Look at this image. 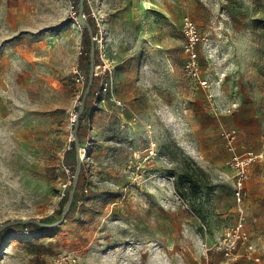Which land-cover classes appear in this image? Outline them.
Segmentation results:
<instances>
[{"label": "rangeland", "instance_id": "obj_1", "mask_svg": "<svg viewBox=\"0 0 264 264\" xmlns=\"http://www.w3.org/2000/svg\"><path fill=\"white\" fill-rule=\"evenodd\" d=\"M76 5L0 0V227L57 222L10 232L0 264H58L67 254L78 264H251L204 245L238 222L222 133L264 150V0H84L90 36ZM186 18L198 30V75L186 69ZM81 45L97 49L93 68L105 58L114 70L87 99L86 197L62 219L55 212L67 205V165L77 160L65 154L86 86L72 71ZM261 226L252 241L264 260Z\"/></svg>", "mask_w": 264, "mask_h": 264}, {"label": "built area", "instance_id": "obj_2", "mask_svg": "<svg viewBox=\"0 0 264 264\" xmlns=\"http://www.w3.org/2000/svg\"><path fill=\"white\" fill-rule=\"evenodd\" d=\"M185 29L189 37V45L187 52L189 53L190 61L188 62L186 69L190 70L192 74L198 75L200 68L197 61V54L194 49V45L198 40V30L195 23L190 19H185ZM80 56H86L88 51H86V45H81ZM114 67L110 59L102 58L98 66L93 68V74L96 79L102 77V75L112 73ZM74 80L78 85H84L87 80V74L84 72L83 67L80 63L75 65L73 68ZM202 85L207 86L206 82H202ZM100 91L108 90V84H102ZM105 102V98L100 100ZM118 105L123 107L121 102ZM238 108V104H232L229 109V113H234ZM78 113H74L72 116V125L77 120ZM224 143L228 152L227 166L229 170L234 175L233 189H234V200L236 206L233 208V215L238 218V222L216 242L211 248L207 244L204 245L205 251L214 252L220 254L226 261H236L239 258H244L247 261L262 264L263 258L259 254V247L252 241V234L248 228L247 223L253 224L255 220L250 213L249 215H239L236 216L235 211H247L245 209H239L245 204V201L249 197V192L247 190V183L251 178V168L252 166L263 158V153H257L254 150L247 149L244 152L239 151L238 140L239 134L236 130H229L222 133ZM72 138L74 140V131L72 133ZM72 143V141L70 142ZM70 149V145L69 148ZM151 154H154V150H151ZM78 158L81 162L85 161L88 156V147H79L77 150ZM67 171L70 173V168L67 167ZM71 180L75 176L71 175ZM58 264H78V259L72 254H67L61 256L58 259ZM208 264H220L216 261H210Z\"/></svg>", "mask_w": 264, "mask_h": 264}, {"label": "trees", "instance_id": "obj_3", "mask_svg": "<svg viewBox=\"0 0 264 264\" xmlns=\"http://www.w3.org/2000/svg\"><path fill=\"white\" fill-rule=\"evenodd\" d=\"M80 4L81 0H78V5H76L78 14L80 12ZM76 6H73L76 8ZM87 31V35H91L93 28L91 24L87 22V25L84 27ZM88 59V65L90 72L88 73L87 80H86V86L85 91L82 97V107L83 110L81 111V108L77 112V120L74 123V140L72 141L70 145V149L66 151L65 159L67 161L69 160V156L75 154L77 160L75 162H72L71 164H68V168H70V171L75 176L72 181L71 187L67 190V193L65 194V200H66V207L60 211L55 212V216H60V218L68 219L71 218L72 215L75 212V207L78 201L83 200L86 197V175L85 170L82 162L79 160L77 155V150L79 147H84L85 145V137L83 133H80V128H83V130L87 129L88 127V115H89V104L87 103V99L89 96L93 97L95 95V92L98 87V79L94 76L92 81L90 80V73L92 70V67L94 66L96 59H97V49L93 52V47L90 48L88 51V54L86 56H80L79 62H81L82 65L85 66V59ZM100 61V60H99ZM83 66V67H84ZM89 88V90H88ZM54 217V216H53ZM57 222L50 223L49 220H17V221H10L0 227V244L1 242L11 233L18 232L19 230L22 232H30V233H41L45 232L54 225Z\"/></svg>", "mask_w": 264, "mask_h": 264}, {"label": "crops", "instance_id": "obj_4", "mask_svg": "<svg viewBox=\"0 0 264 264\" xmlns=\"http://www.w3.org/2000/svg\"><path fill=\"white\" fill-rule=\"evenodd\" d=\"M259 121L260 120H256L255 123L256 124L260 123ZM261 128L264 134V123L261 124ZM261 138H262V141L264 142V136H262ZM238 147H239L240 152H244L247 149L254 150L253 148H247L246 145H238ZM254 151L260 154L262 153L264 154V150L261 151L260 148H257V150H254ZM263 160H264V155H263V158L259 160L258 162H261ZM253 166L251 168V178L247 183V190L249 192V197L244 205H245V209L252 214L255 220V224L254 223L253 224L257 225L258 223H261L262 226L260 228L262 229V232L264 233V195L260 196V192L261 191L264 192V164L258 165L256 167L254 164ZM260 186L262 188H260ZM250 207L253 211L250 209ZM254 225H251V226L248 225L249 230L250 229L252 230L253 237L256 236L255 231L253 230L255 229ZM259 254L261 256L263 255V251L260 248H259ZM247 262L251 264H256L250 261H247ZM262 264H264V260Z\"/></svg>", "mask_w": 264, "mask_h": 264}, {"label": "water", "instance_id": "obj_5", "mask_svg": "<svg viewBox=\"0 0 264 264\" xmlns=\"http://www.w3.org/2000/svg\"><path fill=\"white\" fill-rule=\"evenodd\" d=\"M83 1L84 0H81L80 12H79V17H78V23L80 24V26L82 28H84L87 25V21H86V19L84 17V5H83ZM93 52H94V46H93ZM93 77H94V74H93V67H92V70H91V73H90V80L91 81H92ZM88 90H89V88H88ZM82 110H83V107L81 108V111Z\"/></svg>", "mask_w": 264, "mask_h": 264}, {"label": "bare ground", "instance_id": "obj_6", "mask_svg": "<svg viewBox=\"0 0 264 264\" xmlns=\"http://www.w3.org/2000/svg\"><path fill=\"white\" fill-rule=\"evenodd\" d=\"M145 5H146V8L147 9H150V7H149L150 6V3L149 2L145 3ZM239 215H245V212L244 211H241V210H238V216Z\"/></svg>", "mask_w": 264, "mask_h": 264}]
</instances>
